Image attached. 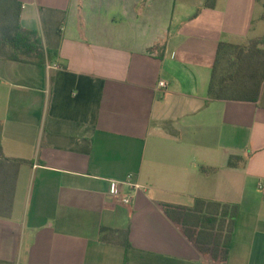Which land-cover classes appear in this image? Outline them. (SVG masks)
Returning <instances> with one entry per match:
<instances>
[{"label": "crops", "instance_id": "obj_1", "mask_svg": "<svg viewBox=\"0 0 264 264\" xmlns=\"http://www.w3.org/2000/svg\"><path fill=\"white\" fill-rule=\"evenodd\" d=\"M20 1L58 56L0 59L3 152L26 160L0 264H264V82L258 102L208 95L220 42L264 38V0ZM197 198L239 208L225 258L166 211Z\"/></svg>", "mask_w": 264, "mask_h": 264}, {"label": "trees", "instance_id": "obj_2", "mask_svg": "<svg viewBox=\"0 0 264 264\" xmlns=\"http://www.w3.org/2000/svg\"><path fill=\"white\" fill-rule=\"evenodd\" d=\"M216 0H208L207 7H215ZM22 2L0 0V59L45 66L58 56L47 48L38 30L26 29L21 24ZM264 82V38L254 39L248 46L220 42L211 74L208 95L211 99L258 102ZM0 121V217L10 218L14 210L17 178L23 162L4 155L2 148L3 125ZM233 156L231 166L241 161ZM179 207V206H178ZM168 206L167 213L183 221L184 232L191 240L211 239L209 250L216 258L228 254L234 221L238 217L236 204H222L197 198L187 212ZM197 227L194 228V227ZM199 229V230H198ZM129 233L125 230L102 228V239L119 237L130 247Z\"/></svg>", "mask_w": 264, "mask_h": 264}, {"label": "built area", "instance_id": "obj_3", "mask_svg": "<svg viewBox=\"0 0 264 264\" xmlns=\"http://www.w3.org/2000/svg\"><path fill=\"white\" fill-rule=\"evenodd\" d=\"M160 85L167 87V83L165 80L160 81ZM260 188H264V183L260 184ZM111 193L112 195L116 196V197H120V199L122 200V202L129 204L131 199L126 198V197H122L121 192H120V185L118 182H113L112 183V187H111Z\"/></svg>", "mask_w": 264, "mask_h": 264}]
</instances>
